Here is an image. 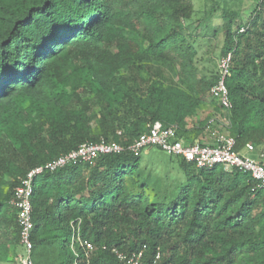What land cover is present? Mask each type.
I'll return each mask as SVG.
<instances>
[{"label":"trees","instance_id":"16d2710c","mask_svg":"<svg viewBox=\"0 0 264 264\" xmlns=\"http://www.w3.org/2000/svg\"><path fill=\"white\" fill-rule=\"evenodd\" d=\"M194 13L192 0H0V264L25 257L16 187L84 143L129 146L160 121L195 144L222 114L237 153H264V0L245 18L210 0L190 31ZM204 36L220 59L232 54L229 110L209 95L219 71L197 67ZM169 158L158 170L125 150L37 176L34 264H122L141 251L148 263L264 264V189L250 173Z\"/></svg>","mask_w":264,"mask_h":264},{"label":"built area","instance_id":"2783aa9c","mask_svg":"<svg viewBox=\"0 0 264 264\" xmlns=\"http://www.w3.org/2000/svg\"><path fill=\"white\" fill-rule=\"evenodd\" d=\"M232 54L228 53L219 60V80L210 90V98L225 110L231 109L229 91L226 80L230 76V65ZM215 137V136H214ZM151 147H158L169 156L183 158L187 162H193L198 167L210 165H222L225 170L238 168L249 172L252 179L259 188L264 189V153L254 154V147L248 144L244 153L239 154L234 150L235 140L233 137L221 133L215 137L212 144H187L182 138L178 137V127H164L160 121L151 124L148 131L139 136L129 146H123L117 142L101 140L98 142H87L59 158L47 162L44 165L31 169L21 184L14 191L12 205L17 210V219L20 227V244L25 252L22 264H34L32 258L31 232L32 222V196L34 192V180L45 171H55L68 165L79 163L92 165L100 155L120 154L125 150L132 152L135 156ZM88 253L93 250V246L86 242L83 244ZM122 264H161L162 255L158 253L155 259L148 263L145 261V253H133L130 255L118 254Z\"/></svg>","mask_w":264,"mask_h":264},{"label":"rangeland","instance_id":"374dc122","mask_svg":"<svg viewBox=\"0 0 264 264\" xmlns=\"http://www.w3.org/2000/svg\"><path fill=\"white\" fill-rule=\"evenodd\" d=\"M195 8V13L191 21L186 22L188 28L190 31H192L195 26L198 25V21L203 18V11L208 6V3H210V0H192ZM228 3L230 4V7H235V9H241L243 18H245L250 10L252 9V6L254 4V0H241L240 4L239 2L233 3L232 1L228 0ZM211 32L214 33V30ZM209 36V35H206ZM204 36V37H206ZM210 36H212L210 34ZM212 40V37H206V38H199L198 39V47H199V55H198V63L197 67L199 69V72L201 74H210V72H218L219 68V48L216 47L215 42L210 44V41ZM215 111V110H214ZM214 114V113H213ZM216 119L220 122L219 126L213 130L212 135L217 136L221 133H226V126L228 125L227 119L224 115H214ZM142 159L144 163H149L152 167H156L158 170H161L162 167L166 168L168 165L167 163L170 161L169 155H167L166 152H164L162 149H159L157 147L148 148L142 153ZM170 169V166H167ZM175 171H173V175L176 172H179V166L177 163L174 165Z\"/></svg>","mask_w":264,"mask_h":264},{"label":"crops","instance_id":"0c3cea01","mask_svg":"<svg viewBox=\"0 0 264 264\" xmlns=\"http://www.w3.org/2000/svg\"><path fill=\"white\" fill-rule=\"evenodd\" d=\"M210 101V99H209ZM213 105L207 107L206 109L201 110V116H197V117H193V118H189L187 120V122L189 123L190 127H194V126H198V121L200 120V118H205L208 115H212L213 109H212ZM214 118L211 119V121H213ZM214 124V123H213ZM209 128V127H208ZM206 129L203 133V135L200 138V142L201 144H212L214 143L215 137L212 135V132L209 131V129Z\"/></svg>","mask_w":264,"mask_h":264}]
</instances>
